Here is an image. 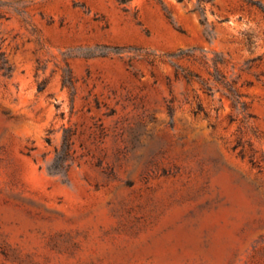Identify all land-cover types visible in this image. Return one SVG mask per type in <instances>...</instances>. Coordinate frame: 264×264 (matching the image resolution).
Returning a JSON list of instances; mask_svg holds the SVG:
<instances>
[{"label":"rangeland","instance_id":"rangeland-1","mask_svg":"<svg viewBox=\"0 0 264 264\" xmlns=\"http://www.w3.org/2000/svg\"><path fill=\"white\" fill-rule=\"evenodd\" d=\"M200 8L0 0V264H264V0Z\"/></svg>","mask_w":264,"mask_h":264},{"label":"trees","instance_id":"trees-1","mask_svg":"<svg viewBox=\"0 0 264 264\" xmlns=\"http://www.w3.org/2000/svg\"><path fill=\"white\" fill-rule=\"evenodd\" d=\"M118 1L121 4L122 3H125V0H118ZM210 1L211 0H198V9L197 10L199 11V13H201L200 24L202 26H205V27H206V24H207V18L203 14V10L204 9H201L200 6L203 3H208ZM195 10H193V11H195ZM205 32H206L207 38H210L209 32L208 31H205ZM3 44H4V39L2 38V36H0V70L3 72V74L8 75L11 72L12 68H11V65L9 63V60L7 58L6 52L3 49ZM179 53H180L179 55H182L181 54L182 52H179ZM214 65H216V62H215ZM190 76L192 77V76H195V75H193L192 73L185 74V78L188 81L190 80L189 79ZM214 76H215V80L218 81V82H220L221 84H223V87L227 89V91L229 92L230 96L233 99H235V101H236V98H237L238 94H237L236 90L233 88L232 84L230 82H228L225 79L224 76H221L218 73H216Z\"/></svg>","mask_w":264,"mask_h":264}]
</instances>
